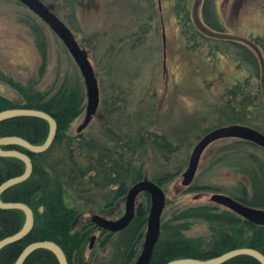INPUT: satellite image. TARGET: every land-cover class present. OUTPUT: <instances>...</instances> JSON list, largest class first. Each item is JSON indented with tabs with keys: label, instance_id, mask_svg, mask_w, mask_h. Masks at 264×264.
Listing matches in <instances>:
<instances>
[{
	"label": "rangeland",
	"instance_id": "rangeland-1",
	"mask_svg": "<svg viewBox=\"0 0 264 264\" xmlns=\"http://www.w3.org/2000/svg\"><path fill=\"white\" fill-rule=\"evenodd\" d=\"M41 1L51 7L86 51L97 82L99 101L95 113L85 121V89L84 109L69 124L68 136L81 139L83 144L91 140L98 146L104 143L113 146L112 142H106V127L115 131L123 129L125 133H135L141 128V131L170 137L177 150L169 158H164L148 144L141 153L144 164V178L141 180L153 181L152 178L161 173L178 172L161 187L165 205L160 223L175 208L200 204L221 206L210 200L212 194L232 197L238 193L240 182H245L240 168L238 171L235 166L245 165L241 152L255 151L257 157L264 161L263 148L256 150L244 144H236L231 151L217 153L226 142L239 138H221L207 145L193 180L188 185L182 184V173L194 145L211 129L230 125L223 117L222 123L216 126V110L222 109L225 100L221 96L222 87L238 78L243 81L248 73L247 67H239L230 49L229 53L226 50L217 57L199 46H194L192 51L185 46L176 24L174 5L188 1L191 18L197 26L200 23V0ZM216 8L227 30L226 35H216L218 38L237 40L250 47L255 38L264 40V0H216ZM28 16L37 15L17 0H0V71L14 81L40 91L55 92L65 76L69 80L77 79L85 87L79 68L60 38L37 16L34 19L44 26L48 54L43 74L39 75L40 58L26 21ZM142 30L145 33H139ZM256 48L262 69L251 83L261 87L264 100V48ZM0 94L15 101L19 98L2 81ZM79 143L74 141L70 147L71 152L78 156L88 151ZM67 152L64 144L51 149L48 169L62 182L63 201L76 210L75 227L82 229L90 214L113 206L115 201L117 205L106 210L105 215L111 220L120 218L124 203L122 198L114 199L115 188L95 186L85 177L71 178ZM79 165L82 167L84 163L80 160ZM194 184L210 185L214 189L187 191ZM146 195L145 192L137 195L136 210L142 207ZM149 205L148 195V208ZM42 210L43 207L39 206L38 211ZM144 230L145 227L143 234ZM115 232L107 244H100L98 231L95 230L94 234L89 232L73 258L74 264H100L109 258ZM209 232L208 223L196 220L185 235L197 238L207 236ZM90 237L94 238L92 242ZM143 239L142 236L137 240L138 250L132 263L142 249Z\"/></svg>",
	"mask_w": 264,
	"mask_h": 264
},
{
	"label": "trees",
	"instance_id": "trees-1",
	"mask_svg": "<svg viewBox=\"0 0 264 264\" xmlns=\"http://www.w3.org/2000/svg\"><path fill=\"white\" fill-rule=\"evenodd\" d=\"M174 11L176 24L188 49L192 51L194 46H199L217 57L226 50L229 53L230 49L239 67L244 65L248 69L243 81L238 78L222 87L221 96L225 100L221 110L215 109L218 113L215 119L216 126L222 123L224 117L230 124L238 122L264 134L262 90L259 85L251 83L252 78H257L262 69L260 53H256L255 48L263 49L264 40L257 37L250 47L237 40L218 38L216 35H226L227 30L218 14L216 0H200V23L197 26L191 18L188 1L177 2L174 5ZM36 17L28 16L26 21L39 53L38 72L42 75L48 54L44 26L34 19ZM139 33L145 32L142 30ZM0 81L12 88L19 96L15 101L0 94V111L13 108L38 109L49 114L57 124L55 138L45 152L31 153L19 146H0L1 149L22 151L30 157L32 162L30 176L5 189L0 199L4 202L25 203L31 208L34 216L33 227L26 236L0 249V264H12L25 246L42 240L55 242L63 250L68 264H74L73 258L86 241L88 233H83L84 229L77 230L73 227L77 216L76 210L63 201L62 182L48 169V155L51 149L64 144L68 150L71 178L85 177L95 186H113L114 199L118 200L123 199L131 184L144 178L141 153L147 144L164 158H169L177 147L166 134L141 131L140 126L135 133H125L119 128L115 131L106 127L105 132L108 136L106 142H112L113 146L106 143L98 146L91 140L83 144L81 139H74L66 133L69 124L84 109L85 87L77 79L69 80L68 76L63 77L60 86L53 93L35 90L32 86L16 82L1 71ZM108 110L113 112L111 109ZM47 133L48 123L38 117L16 116L0 122V137L19 136L34 145L42 144ZM74 141H80V146L85 145L88 151L84 155L73 154L70 147ZM236 144L248 145L256 150L259 148L249 141L234 139L226 142L217 150V153L224 150L231 151ZM254 152H241L245 165L235 166L238 171L240 168L245 182H240L238 193L231 196L250 207L264 209V161L260 160ZM79 159L84 163L82 167L79 165ZM23 171L24 164L18 158L0 156V184ZM175 173L178 172L161 173L152 180L162 187L175 177ZM213 189L210 185L196 186L194 184L188 187L187 191ZM39 206L43 207L42 212L38 211ZM147 213L148 195L128 225L115 233L109 258L102 260L100 264H132L138 250L137 240L143 236ZM196 220L208 223L210 232L207 236L189 238L185 235ZM23 222L22 211L0 209V240L17 232ZM107 241L108 239L102 240L101 244H106ZM235 248H253L264 255V226L250 223L222 206L209 204L183 206L171 210L167 218L163 217L160 223V234L149 264H165L173 259L186 257L208 259ZM22 264H57V261L49 250L36 249L25 258ZM221 264L260 263L249 255L241 254Z\"/></svg>",
	"mask_w": 264,
	"mask_h": 264
},
{
	"label": "water",
	"instance_id": "water-1",
	"mask_svg": "<svg viewBox=\"0 0 264 264\" xmlns=\"http://www.w3.org/2000/svg\"><path fill=\"white\" fill-rule=\"evenodd\" d=\"M17 1L36 14L60 38L79 68L86 89L87 105L85 121L87 122L97 109L99 92L96 78L86 51L79 46L70 29L56 16L51 7L46 6L41 0ZM16 116H32L45 120L48 123L46 139L42 144L34 145L19 136H5L0 137V146H19L31 153L45 152L51 146L55 138L57 130L55 120L42 110L13 108L0 111V122ZM221 138L243 139L264 149V134L254 128L242 124H230L228 126L215 128L200 138L192 148L187 167L182 173L183 185H188L193 180L199 159L205 147L211 142ZM0 156L18 158L24 164V171L21 174L8 178L0 184L1 195V193L8 187L24 181L30 176L32 172V162L26 153L16 149L0 148ZM140 192H145L149 195L150 205L143 234L144 239L142 249L132 264H149L159 237L160 219L165 205V194L161 186L148 179L140 180L128 189L124 197V214L120 218L109 220L102 216L94 215L92 219L99 227L111 232L122 230L128 225L134 216L135 199ZM210 200L233 211L250 223L264 226V209L250 207L225 194H212ZM0 209H18L24 214V222L21 228L14 234L0 240L1 249L5 245L18 241L26 236L33 227L34 216L31 208L22 202H4L0 199ZM36 249H46L52 252L57 264H68L63 250L55 242L50 240L35 241L28 244L22 249L12 264H22L25 258ZM241 254L249 255L256 259L260 264H264V255L253 248H235L208 259H196L190 257L173 259L165 264H221L226 260Z\"/></svg>",
	"mask_w": 264,
	"mask_h": 264
},
{
	"label": "flooded vegetation",
	"instance_id": "flooded-vegetation-1",
	"mask_svg": "<svg viewBox=\"0 0 264 264\" xmlns=\"http://www.w3.org/2000/svg\"><path fill=\"white\" fill-rule=\"evenodd\" d=\"M140 193H142V192H140ZM139 194V193H138ZM125 197V196H124ZM124 197H123V203H124ZM136 203V202H135ZM114 205L113 206H109L108 208H103L102 209V211H100L99 213H97V214H94V213H92V214H90L89 215V218H87V219H85L84 221V223L82 224V229H84V232L83 233H89V232H91V233H93L94 234V231L96 230V231H98V239L100 240V244H101V241L102 240H106V239H108V241H107V243H109V240L112 238V232L111 231H109V230H107V229H103L102 227H99L96 223H95V221H93V216L94 215H99V216H104V218L106 217L107 219H109V217L108 216H106L105 215V211L106 210H108V209H112L114 206H116L117 205V202L115 201L114 203H113ZM124 209H125V204H124ZM139 211V209L138 210H136L135 209V213L136 212H138ZM134 213V214H135ZM123 214H124V212H123ZM110 218H112L113 219V217H110ZM116 219V218H115ZM114 219V220H115ZM109 220H111V219H109ZM75 222V221H74ZM73 227L74 228H76L75 227V225H74V223H73ZM79 229H81V228H77V230H79ZM120 231V230H119ZM118 232V231H117ZM116 233V232H115ZM90 239V242H92V240L94 239L93 237H90L89 238ZM106 243V244H107ZM90 247H91V245H89Z\"/></svg>",
	"mask_w": 264,
	"mask_h": 264
}]
</instances>
